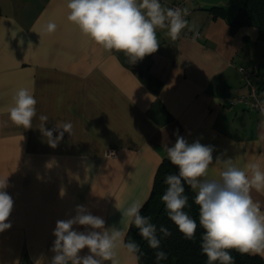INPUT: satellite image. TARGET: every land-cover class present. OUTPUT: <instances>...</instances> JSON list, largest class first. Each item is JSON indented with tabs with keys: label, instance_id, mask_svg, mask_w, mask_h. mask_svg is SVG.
<instances>
[{
	"label": "crops",
	"instance_id": "crops-1",
	"mask_svg": "<svg viewBox=\"0 0 264 264\" xmlns=\"http://www.w3.org/2000/svg\"><path fill=\"white\" fill-rule=\"evenodd\" d=\"M245 1L189 0L195 39L187 27L175 41L157 28L158 50L132 64L68 21V0H0V179L7 178L14 201L11 228L0 232V264H51L56 222L75 216L78 205L124 232L125 243L130 224L123 213L148 199L177 134L213 147L201 180H219L227 159L249 177V163L264 171V114L227 105L247 91L238 66H258L251 81L264 94V38L253 25L231 28ZM49 22L56 25L51 33ZM21 88L37 100L29 129L8 115ZM58 122L73 127L53 148L40 127ZM250 195L264 212V191ZM115 251L119 264H142L122 245Z\"/></svg>",
	"mask_w": 264,
	"mask_h": 264
},
{
	"label": "clouds",
	"instance_id": "clouds-1",
	"mask_svg": "<svg viewBox=\"0 0 264 264\" xmlns=\"http://www.w3.org/2000/svg\"><path fill=\"white\" fill-rule=\"evenodd\" d=\"M67 19L75 24L80 32L106 51L123 52L130 63L135 64L159 48L156 35L157 28H167L169 37L175 41L187 27L195 35L196 26H189L185 16L187 9L165 8L160 0H68ZM56 25L49 22L46 31H55ZM14 105L8 109L9 119L16 126L25 129L32 127L36 116L37 100L26 88L19 89L14 96ZM47 121V116H41ZM70 122H58L52 130L40 131L50 147L55 148L63 139L65 132L71 134ZM59 129L58 135L53 132ZM214 149L199 140L189 144L177 134L176 142L167 148V157L177 167L178 173L165 177L167 188L161 199L165 205L168 218L177 226L185 239L193 240L197 222L184 211L188 207V197L184 194V183L196 190L195 203L199 206V225L204 229L201 236V251L207 258V264H234L230 250L242 254H259L264 256V212L253 201L250 191H264V171L259 164L246 165L248 172L236 167L232 159L223 161L225 168L219 180H201L213 163ZM219 159V158H217ZM7 178L0 179V232L11 228L7 223L14 201L5 191ZM63 195V191L61 192ZM142 205L132 203L123 215L134 224L140 235L153 249H159L161 240L157 228L149 217L142 216ZM76 215L67 220H58L53 231L55 240L51 251L55 253L51 264H119L116 248L122 245L131 254L139 251L135 242H123L124 232L117 228H105L102 217L94 216L83 205L75 209ZM74 225L88 226L92 230L78 232ZM99 229L100 231H96ZM159 233L164 237L171 235L168 228L161 226ZM87 248L88 255L81 257V250ZM157 261L167 259L163 251L156 253ZM39 264V262H37Z\"/></svg>",
	"mask_w": 264,
	"mask_h": 264
},
{
	"label": "trees",
	"instance_id": "trees-1",
	"mask_svg": "<svg viewBox=\"0 0 264 264\" xmlns=\"http://www.w3.org/2000/svg\"><path fill=\"white\" fill-rule=\"evenodd\" d=\"M243 25L256 26L260 38H264V0L245 1L232 21L231 28L234 30ZM177 173V167L169 159H163L157 168L150 195L140 209V214L149 217L150 222L156 226L157 236L161 240L160 248H151L147 240L140 235V230L134 224L129 225L125 244L135 242L138 245L139 251L135 254L142 264H207V258L202 254L200 247L204 229L199 225V206L195 203V191L190 185L184 183V194L188 197V207L184 211L197 222L193 240L185 239L177 226L168 218L165 205L161 199L167 188L164 182L165 177ZM161 226L168 228L171 235L164 237L159 233ZM158 251L165 252L167 259L157 261L156 253ZM230 254L233 257L234 264H264L256 254H242L236 250H230ZM216 264H219V262H216Z\"/></svg>",
	"mask_w": 264,
	"mask_h": 264
},
{
	"label": "built area",
	"instance_id": "built-area-1",
	"mask_svg": "<svg viewBox=\"0 0 264 264\" xmlns=\"http://www.w3.org/2000/svg\"><path fill=\"white\" fill-rule=\"evenodd\" d=\"M189 0H181L178 2L169 3V8H180L187 9L185 7L186 2ZM188 13L190 12L189 9ZM188 15V14H187ZM187 16H185L186 19ZM237 70L241 76L243 84L247 87L245 93L236 95L227 100V105L232 107L234 105L240 104L245 108L253 109L261 114H264V94L260 91L258 87L253 85L251 78L257 73L258 66L256 64L252 65H242L238 66Z\"/></svg>",
	"mask_w": 264,
	"mask_h": 264
}]
</instances>
